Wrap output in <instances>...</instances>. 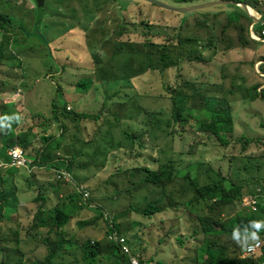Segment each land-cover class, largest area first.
<instances>
[{
  "label": "rangeland",
  "instance_id": "rangeland-1",
  "mask_svg": "<svg viewBox=\"0 0 264 264\" xmlns=\"http://www.w3.org/2000/svg\"><path fill=\"white\" fill-rule=\"evenodd\" d=\"M6 1L0 0V12L11 13L14 24L23 31L18 30L16 38L0 32V108L6 104L16 109L22 118L17 131L32 128L34 142L28 150V159L34 160L30 167L8 174L10 169L0 166L5 177L15 178L20 187L21 210L9 217L20 214L22 222L29 224L37 209L35 198L39 190L46 189L44 185L53 192L59 188L56 179L64 169L36 166L33 156V150L41 148V135L61 134L60 124L53 120L56 99L62 109L67 106L78 113L99 115V120L81 123L62 119L66 128L63 144L72 148L68 149L72 154L76 149L84 152L78 175L77 169L70 174L71 182L84 186L88 197L81 198L83 202L89 207H102L108 223L119 224L116 232L131 240L134 254L145 264H198L200 249L207 240L216 247H227L230 254L242 253V245L231 237H204L199 217L209 211L203 206L185 205L195 194L183 175L188 171L194 177L197 171L204 184L215 179V172L220 171L223 176L248 185L250 195H259L258 199L264 202V99L253 100L254 88L263 81L256 67L259 65L261 71L264 67V63L259 64L264 62V43L251 40V14L236 5L176 14L144 0H46L41 12L43 23L36 25L35 0H9V7L4 4ZM154 1L175 9L221 1L237 3ZM246 1L256 5L260 11H254L263 17L264 0ZM256 33H260L258 28ZM163 54L167 57L162 58ZM89 77L94 79L93 84L83 93L77 89V83ZM179 91L185 95L177 96V103L188 109L194 119L182 129L183 133L174 130L170 116L171 97ZM135 95L137 103L151 115H144L135 123H117L113 114L125 120L129 108L126 100ZM215 103L233 109L234 139L229 146L193 131H197L198 120L210 117L209 109L217 106ZM141 121L148 125L140 126ZM145 128L149 130L142 138L141 148L137 142L131 146L130 140H123L127 130ZM113 141H121L125 147L108 151ZM58 154L62 158L67 156L64 151ZM172 160L180 174L164 189L145 185L141 177L129 182L121 176L125 169H158ZM61 188L64 193L70 191L63 183ZM257 188L261 191L257 192ZM51 199L55 202L56 197ZM154 199L163 200V206L171 208L151 219L150 226L141 211L147 201ZM242 208L239 204L220 211L227 218L244 211ZM93 213L88 208L83 215ZM3 223L0 236L5 235L11 243L4 244L15 252L20 243L8 231L18 229L23 237L28 224L20 228ZM100 224L101 230L106 228V224ZM141 231L149 232L150 239L145 233V244H141ZM30 246H39L40 253L46 250L37 240ZM9 258L18 260L17 255Z\"/></svg>",
  "mask_w": 264,
  "mask_h": 264
},
{
  "label": "trees",
  "instance_id": "trees-1",
  "mask_svg": "<svg viewBox=\"0 0 264 264\" xmlns=\"http://www.w3.org/2000/svg\"><path fill=\"white\" fill-rule=\"evenodd\" d=\"M237 3H246L249 7L255 11H260L256 5L248 3L246 0H234ZM6 6H10L11 2L8 0L4 3ZM15 7V5H13ZM1 9V8H0ZM16 10H22L20 7H16ZM43 9L38 7L35 11L37 14L36 25L43 23L44 18L41 16ZM262 20H264V12ZM15 14V13H14ZM35 14V15H36ZM14 16L0 12V32L4 34L5 37L12 35L16 38L17 34L23 31L20 27L14 24ZM234 19V18H231ZM24 22V21H23ZM264 26L258 25L257 28L260 32L263 31ZM256 28V30H257ZM32 35V34H31ZM120 35L121 32H120ZM118 35L119 37H121ZM17 42V40L15 39ZM118 48L116 49V52ZM117 56V55H116ZM167 57L163 54L162 58ZM262 67V71H264ZM93 78H85L80 80L77 83V89L81 90L83 93H87L91 85L93 84ZM115 81V80H114ZM131 80L129 79L128 82ZM189 84V83H186ZM261 84L257 85L254 88V99H264V91L258 92V87ZM60 91V90H59ZM185 95L182 92H175L171 97V120L173 121L174 130L177 133H183L182 131L186 126H189L190 122L193 119L192 113L180 106L176 98L177 96ZM136 97H129L128 101L129 108L124 117L125 120L120 119L118 116L114 115V120L117 123L133 122L135 123L139 120L140 117L151 115L143 106L137 103ZM215 102V98H211ZM124 101V102H126ZM122 102V103H124ZM217 106H211L209 109L210 117L208 119L198 120L197 121V131L194 129V132H199L200 134H207L210 137H215L217 141L222 146H229L233 142V133H234V115L232 107H223L219 103H215ZM14 106L13 104H11ZM8 105L3 104L0 108V161L1 162H10L8 155V150L20 146L28 154V150L34 146L33 142V129L29 128L27 130H18L21 120L19 118L20 113L16 109L8 108ZM53 117L54 121L60 124L61 134L59 136L51 135H41L40 141H42L41 148L34 149L35 156V165L40 167H46L50 169L60 170L61 168L67 170L70 174L76 165V160L83 155V151L76 149L75 153H71L69 148L63 144V139L65 134V125L62 123V119H67L75 123H81L83 120H99V115H93L92 113H78L76 111H71L67 109V106H64L63 109L57 105L56 99L53 101ZM141 121L140 126L148 125V123H143ZM124 123V122H122ZM149 123L152 125L153 118L149 119ZM62 124V125H61ZM151 126H149L150 128ZM148 128H145L142 131H129L127 130L122 135L124 141L127 139L131 141L129 144L132 146L136 144L141 148L143 146L142 138L146 137ZM175 132L173 131V134ZM95 138V137H94ZM92 143V142H91ZM89 142H86L85 145H88ZM123 144L121 141H113L110 144V149L108 151H115L123 149ZM130 146V147H131ZM129 147V148H130ZM59 151H64V158L58 155ZM34 161V160H33ZM103 163V162H102ZM104 164V163H103ZM8 174H14L18 169L9 168ZM180 172V171H179ZM175 161L172 160L169 163L160 165L158 169H150L148 167H133L124 170V174L121 175L124 179L131 182L135 177L143 178L145 185H151L153 188L164 189L167 188L171 183L179 176ZM194 177H191L190 172H186L183 177L186 181L189 182L190 188L194 192V197L188 202H185L187 207H198L203 206L209 211L207 214L199 217V223L201 226V231L206 239L209 237H222L228 236L231 237L235 242H239L243 248L253 241L252 233L255 232L259 239L264 240V227H261L259 230L253 228V222H264V202L259 199V204L257 210L254 211L250 207H246L243 204L244 198L250 194L249 186L237 183L225 176L218 171L215 172L216 178L211 182L202 184L198 178V172L196 171ZM10 180V182L8 181ZM13 177H5L0 168V231L2 229V223L9 218L10 213H14L19 206V199L17 195V189L12 185L11 181ZM75 180V179H74ZM60 183L59 188L55 189V192L51 189L56 196L59 195L60 191L62 192V183L64 186L69 187L70 191L67 193L62 192L65 196L62 202H64L63 207H53L48 209L46 207V201L48 199V186L44 185L40 189L35 202L39 204L35 213L32 216V221L29 225L28 231H36L39 228L47 229V236L42 239V244L46 248L45 256L42 260L33 261V264H64V254L66 251H69L70 248H77L80 253V261L83 264H97L99 261H104L106 264H129L128 257L120 252L119 247L113 242L107 239V236L111 233H115L118 237L122 236L118 230L119 224H116L115 221L108 223L106 219L107 216L103 213V209L100 206H88L81 199L79 191H76L72 188L70 183L65 182L61 179H56ZM76 181V180H75ZM10 183L13 187L10 186ZM69 185V186H68ZM55 188V186H52ZM74 189V190H71ZM260 189V188H257ZM261 190V189H260ZM46 193V194H45ZM255 193V192H254ZM252 194V193H251ZM256 194V193H255ZM254 195V194H253ZM68 202V205H66ZM243 206L244 211H238L227 218H223L221 215V209L235 207L238 205ZM74 205L73 208H77L80 212L84 209H92L93 215L90 220L80 221L79 225H94L96 226L100 221L106 223L108 228L107 235L103 240L100 241H91L87 240L81 244H74L72 238H68L64 230V226L68 223L71 218L70 211L66 209V206ZM175 205V204H174ZM177 206V204H176ZM175 207V206H173ZM131 208V207H130ZM171 207H165L159 204V199H154L147 201L145 207L141 211V215L152 219L157 214H162L167 212ZM132 211H136L132 207ZM127 211V210H126ZM139 225V224H136ZM196 232V231H195ZM50 235H53V239L50 238ZM126 241L130 244L131 240H128L125 237ZM136 238H132L134 240ZM5 242H10L8 239H5L3 236H0V255L1 262L0 264H20L22 256H18L17 261H12L10 256H15V252H18L17 247L13 251L12 247L4 244ZM11 243V242H10ZM131 246V245H130ZM132 247V246H131ZM236 251V250H235ZM244 251V249H243ZM14 252V253H13ZM229 250L225 246L216 247L213 242H206V244L200 249L199 252V263L198 264H264V244L260 252L255 258H242V253L232 254L228 253ZM141 264H145L146 261L140 259Z\"/></svg>",
  "mask_w": 264,
  "mask_h": 264
},
{
  "label": "crops",
  "instance_id": "crops-1",
  "mask_svg": "<svg viewBox=\"0 0 264 264\" xmlns=\"http://www.w3.org/2000/svg\"><path fill=\"white\" fill-rule=\"evenodd\" d=\"M20 116H21V114H20ZM20 116H19V118H20ZM21 121H22V118H21ZM95 140H96L95 138L92 139L93 142ZM86 146H88V145H86ZM67 147L69 148V146H67ZM83 154H84V152H83ZM80 157H83V155ZM80 157L76 160V165L74 164V168H73V170L77 169L76 175H78L77 173L79 172V170H78L79 165L78 164L81 161ZM42 168H46V167H42ZM15 180L16 179L14 178L13 181H14V183L16 182L15 187L17 189V195H18L19 194L18 191L20 190V187L17 184V181H15ZM75 180H76V182L78 181V179L76 177H75ZM73 184H74V186H78L77 183L73 182ZM80 186H82V185H80ZM67 188L69 189V187H67ZM158 190H160V189H158ZM51 196H55L57 200L55 199V202H53L51 199ZM64 196L65 195L61 191H60L59 195L56 196V194L51 191V188H48V193H47L48 199L46 201V207L48 209H51L55 206L58 208L63 207V205H65V204H63L64 202H62V200L64 199ZM18 199H19V196H18ZM21 202L22 201L19 199V206H20ZM50 202L54 203L55 205L50 203ZM65 203H67L66 205H68V202H65ZM163 203H164L163 200H159L160 205H163ZM36 204H37V208H38L39 204L38 203H36ZM19 206H18L17 210L19 209ZM73 207H74V205L66 206V209L68 211H70V214H71L70 220L64 226V230L67 234V237L72 238L74 241V244H81L87 240H91V241L103 240L104 237L107 235V232H108L107 226L103 230L100 229V226H101L100 223H104V222L99 220V222L96 226H94V225H83V226H81V225H79L80 221L90 220L92 218V216H85L84 217L83 212H85L87 209H84V210H81L80 212H77L78 209L76 207L75 208H73ZM20 210L21 209H19V212H20ZM29 210L31 211L30 208H29ZM160 214L155 215L153 218L158 217ZM22 219H23L22 215L19 214V215L13 216L12 218L9 217L4 222L7 225L8 224L9 225L14 224V227L18 226L21 228L23 226H26L29 222V221H27L26 224H24L22 222ZM150 220L151 219L148 218V221H150ZM30 223L23 229V235H24L23 237L19 236V230L18 229L15 230L14 228H11V230L8 231V232H10L9 234H12L11 238H14V239L18 238V241L20 243V246L18 247L19 251L15 252V254H17V256H22V258H23V261H21L20 264H26V260L28 261L29 264H33V261L42 260L43 257L45 256V252H46V250H45V252L41 251V253H40L39 250L41 248L39 246L33 248L32 246H30V244L34 240H37L38 245H42L44 247V245L42 244V239L47 236V229L46 228H39L36 231L35 230L34 231H28V229H29L28 227H29ZM3 224L4 223H2V226H3ZM104 224H106V223H104ZM148 224H150V226H152L151 221ZM5 231H7V230H4V232ZM141 232L144 234V236L142 238L140 237L143 240L141 242V244H145L146 243V241L144 240L145 239V233H146V237L148 239H150L149 238V232H147V231L146 232L141 231ZM132 234H133V232H132ZM4 237H5V235H4ZM50 238L53 239V235H50ZM40 254H43L42 257ZM63 254H64V259H63L64 264H83L80 261V253H79L77 248H70L69 251H66ZM97 264H106V263L104 261H99Z\"/></svg>",
  "mask_w": 264,
  "mask_h": 264
},
{
  "label": "built area",
  "instance_id": "built-area-1",
  "mask_svg": "<svg viewBox=\"0 0 264 264\" xmlns=\"http://www.w3.org/2000/svg\"><path fill=\"white\" fill-rule=\"evenodd\" d=\"M259 15V14H258ZM261 19L260 15L259 18ZM264 26V24H263ZM250 36L251 40L255 43H264V29L260 33H256L255 31V26L252 25L250 28ZM264 62H259V64H262ZM256 71L260 75V77L263 79L261 85L258 88V92H263L264 91V71L260 70L259 65L256 67ZM8 155L10 158V162L7 164H0L1 167L3 168H16V169H27L31 165V161L28 159V156L26 154V151L20 147V146H15L11 149L8 150ZM58 179L64 180L65 182H70L71 175L69 174L68 171L63 170L61 173L58 175ZM82 194V197H88V194L84 191V188L81 186L77 189ZM260 189H257V192H260ZM259 195H247L244 198V206L252 208L254 211L257 210L258 204H259ZM107 239L109 241H113L120 249V252L125 254L128 259H129V264H141L140 258L138 257L137 254L133 253L132 248L130 247L128 241L124 237H118L115 233H111L107 236ZM264 244L263 239H259V244L255 240L251 241L248 243L243 251L242 258H255L257 254L260 252Z\"/></svg>",
  "mask_w": 264,
  "mask_h": 264
},
{
  "label": "water",
  "instance_id": "water-1",
  "mask_svg": "<svg viewBox=\"0 0 264 264\" xmlns=\"http://www.w3.org/2000/svg\"><path fill=\"white\" fill-rule=\"evenodd\" d=\"M35 1L37 3L38 10L39 9H43L44 10L45 4H46V0H35ZM144 1L149 3V4H151V5L157 6V7H159L162 10H166V11L173 12V13H176V14H188V13H191V12L208 9V8H211V7L223 6V5H228V6L236 5L237 7L241 6L242 8H245L247 13L250 15V13H249L250 7L247 4H244V3L243 4H238V3L228 2V1H221V2H217V3H213V4H204V5L196 6V7H193V8H188V9H175V8L168 7L165 4H161V3L155 2L154 0H144ZM250 17L253 20V25H259V24L262 25V24H264L263 20H258L257 18H255L254 16H251V15H250Z\"/></svg>",
  "mask_w": 264,
  "mask_h": 264
},
{
  "label": "clouds",
  "instance_id": "clouds-1",
  "mask_svg": "<svg viewBox=\"0 0 264 264\" xmlns=\"http://www.w3.org/2000/svg\"><path fill=\"white\" fill-rule=\"evenodd\" d=\"M254 10V9H253ZM260 15V14H259ZM260 17H261V19H258V20H262V16L260 15ZM253 25V24H252ZM259 25H261V24H259ZM255 26V31H256V28H257V26L258 25H254ZM261 26H263V24L261 25ZM264 28V27H263ZM68 109H70V107H68ZM28 156V155H27ZM29 157V156H28ZM33 164V161L31 162V165ZM30 165V166H31ZM29 166V167H30ZM16 169V168H15ZM19 170V169H18ZM20 170H25V169H20ZM65 170V169H64ZM63 171V170H62ZM67 171V170H66ZM70 174V173H69ZM57 178H58V176H57ZM71 178H72V176H71ZM67 183H70L71 184V186L77 191V189L79 188V187H81L80 185H78V186H74V184H73V182H71V179H70V182H67ZM82 187H84V186H82ZM80 195L82 196V194L80 193ZM83 198V197H82ZM261 227H264V222H259V221H257V222H253V228H255V229H257V230H259ZM121 237H123V236H121ZM125 238V237H124ZM252 238L257 242V244H259V237L256 235V233L255 232H253L252 233ZM130 245V244H129ZM131 247V246H130ZM132 248V247H131ZM133 250V249H132ZM133 253H134V251H133ZM243 254V253H242ZM242 256V255H241Z\"/></svg>",
  "mask_w": 264,
  "mask_h": 264
},
{
  "label": "bare ground",
  "instance_id": "bare-ground-1",
  "mask_svg": "<svg viewBox=\"0 0 264 264\" xmlns=\"http://www.w3.org/2000/svg\"><path fill=\"white\" fill-rule=\"evenodd\" d=\"M249 12L251 16H254L255 18L259 17V15L252 8L249 9Z\"/></svg>",
  "mask_w": 264,
  "mask_h": 264
}]
</instances>
